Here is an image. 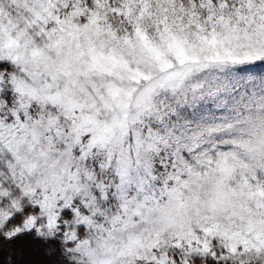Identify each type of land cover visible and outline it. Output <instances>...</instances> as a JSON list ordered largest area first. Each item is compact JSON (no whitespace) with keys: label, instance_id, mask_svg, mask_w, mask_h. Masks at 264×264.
I'll return each mask as SVG.
<instances>
[{"label":"clouds","instance_id":"obj_1","mask_svg":"<svg viewBox=\"0 0 264 264\" xmlns=\"http://www.w3.org/2000/svg\"><path fill=\"white\" fill-rule=\"evenodd\" d=\"M253 15L257 20L250 22ZM261 15L264 0H0V122L9 121L17 100L33 104L32 120L26 123L41 114L61 115L60 107L17 96L10 81L15 76L58 105L81 109L78 114L107 124L116 138L123 123L130 133L146 137L149 126L161 130L165 125L149 113L137 122L143 90L174 73L186 76L175 94L158 90L153 111L181 113L172 126L183 128L188 137L195 134L185 141L182 155L200 177L185 185L186 173H177V182L166 175L171 167L157 169L153 184L158 197L167 183L176 189L175 198L169 202L167 196L159 197V206L145 212L144 219L125 217L136 221L127 227L112 223L113 216H124L119 202L104 204L105 215L97 223L106 231L89 235L93 264H141L140 258L148 264L156 248L162 256H179L171 245L197 236L216 252L246 242L244 264H264V73L221 62L228 56L226 49L242 51L245 31L252 33L255 24L264 23ZM221 100L227 103L220 105ZM223 116L248 123H234L231 130L217 127ZM59 123L69 127L62 115ZM233 139L250 141L251 150L231 143ZM47 143L43 138L35 146L19 145L21 162L41 163L30 177L33 181L42 178L41 170L59 173L65 164L60 140L52 150ZM108 150L95 154L97 163ZM10 164L17 161L0 146V181H9ZM97 175L101 182L114 180L110 171L97 170ZM75 264H89V259L77 257ZM201 264H209L208 259Z\"/></svg>","mask_w":264,"mask_h":264},{"label":"snow or ice","instance_id":"obj_2","mask_svg":"<svg viewBox=\"0 0 264 264\" xmlns=\"http://www.w3.org/2000/svg\"><path fill=\"white\" fill-rule=\"evenodd\" d=\"M256 20L255 15L250 17V22ZM260 20L264 21V15ZM244 39L247 43L239 46L242 51L233 53L226 49L228 56L221 62L243 65L249 71L264 73V23L255 24L252 33L245 31ZM9 60L16 63L17 58L10 56ZM140 75L144 80L150 79L143 73ZM184 79V74L174 73L150 83L143 90V107L137 122H142L139 117L149 113L155 116L158 124L165 125L163 129L154 130L149 126L145 137L140 132L130 133L127 123H123L120 125V137L116 138L107 124L92 116L78 114L82 113L81 109L58 105L52 96H42L40 89L27 81L10 77L11 87L17 96H27L36 104L60 107L69 127H60L61 115L52 113L47 116L41 114L39 119L26 123L32 120L33 104L25 105L21 100H17L16 107L11 109L9 121L0 122V146L17 161L16 165L8 166L9 181H0V264H75L77 257H87L89 264H93L94 250L89 235L93 231H106L97 223V217L105 215L104 204L118 201L124 216H113L112 223L115 226L120 222L127 227L136 221L125 217L144 219L145 212L159 206V197L167 196L169 202L175 198L176 189L167 183L158 197L153 184L157 181V169L164 171L171 167L173 171L166 175L170 181L177 182H181L177 173H186L189 179L182 181L185 185L199 179L200 174L182 155L187 147L185 141L194 139L195 134L188 137L183 128L172 126L181 113L166 110L165 115L159 109L153 111L152 98L158 90H169L175 94ZM184 103H187L186 95ZM226 103L224 100L219 102L220 105ZM221 119L224 123L217 127L229 130L234 123H248L240 118L233 122L228 116ZM45 133L50 135L45 137ZM43 138L48 141V150H52L56 140H60L65 164L59 173L41 170L42 178L33 181L30 177L41 169V163L39 160L21 162L19 145L29 143L35 146L41 144ZM231 143L251 150L250 141L233 139ZM113 144L115 146L108 150ZM104 150H108L106 159L97 163L95 154ZM165 153L169 154L166 156ZM40 156L45 158L44 169H47L43 147ZM90 159L93 167H89ZM97 170L100 173L110 171L113 182H101ZM134 192L137 193L135 197ZM204 231L207 234L208 230ZM171 247L180 255L165 252L162 256L156 248L148 264H201L202 259H208L209 264H244V255L249 250L245 242L225 245L222 252H216L207 240L198 236L187 239L186 244L174 242ZM140 260L144 264L143 258Z\"/></svg>","mask_w":264,"mask_h":264}]
</instances>
